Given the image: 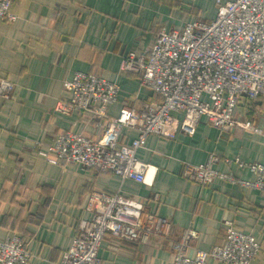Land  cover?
<instances>
[{"label": "crops", "instance_id": "crops-1", "mask_svg": "<svg viewBox=\"0 0 264 264\" xmlns=\"http://www.w3.org/2000/svg\"><path fill=\"white\" fill-rule=\"evenodd\" d=\"M13 11L15 21L0 19V79L15 85L11 98L0 95V239L26 234L29 264H58L79 221L92 217L95 192L121 191L143 202L145 213L169 219L171 230L147 242L108 236L99 251L102 264H172V245L186 229L197 233L190 256L210 251L224 239L227 220L260 243L253 264H264V191L229 179L202 186L183 175L186 163L204 164L215 153L217 170L255 180L236 159L264 164V96L241 98L234 109L236 119H252L262 132L236 126L223 133L202 116L193 136L150 135L137 152L149 165L148 182L111 171L91 174L78 162L54 164L39 154L68 131L109 138L92 111L59 109L69 97L64 83L77 71L119 84L110 117L126 104L159 100L138 75L121 71L123 54L147 55L162 27L180 30L196 18H214L215 0H14ZM137 136L124 127L119 143Z\"/></svg>", "mask_w": 264, "mask_h": 264}, {"label": "built area", "instance_id": "built-area-1", "mask_svg": "<svg viewBox=\"0 0 264 264\" xmlns=\"http://www.w3.org/2000/svg\"><path fill=\"white\" fill-rule=\"evenodd\" d=\"M216 16L196 18L178 30L162 27L149 53H124L121 71L138 75L143 85L160 97L139 105L126 104L115 117L109 105L117 101L120 86L102 75L77 71L65 81L69 97L59 109L92 111L103 122L109 138L95 140L84 133L58 134L48 150L39 154L54 164L78 162L91 174L111 171L123 179L148 182V163L137 152L150 135L175 138L182 132L193 136L200 117L223 133L236 126L262 130L252 119L239 121L234 109L241 98L254 102L264 96V0H215ZM14 0H0V19L12 22ZM15 85L0 79V95L13 96ZM124 127L138 131L130 143H119ZM218 156L212 153L204 164L186 163L183 175L200 185L229 179L264 191V164L247 163L256 179L239 180L215 168ZM91 218L79 221L76 235L58 264H102L99 251L103 240L114 237L129 242H147L154 235H168L167 218L145 213L143 202L121 191H96ZM160 225V228H159ZM225 236L210 251H188L196 231L186 229L172 245V264H253L261 245L249 233L225 221ZM159 228V229H158ZM29 237L11 233L0 239V264H29Z\"/></svg>", "mask_w": 264, "mask_h": 264}, {"label": "trees", "instance_id": "trees-1", "mask_svg": "<svg viewBox=\"0 0 264 264\" xmlns=\"http://www.w3.org/2000/svg\"><path fill=\"white\" fill-rule=\"evenodd\" d=\"M25 239L26 238H28V237H30V236H28V235H26V234H21Z\"/></svg>", "mask_w": 264, "mask_h": 264}]
</instances>
